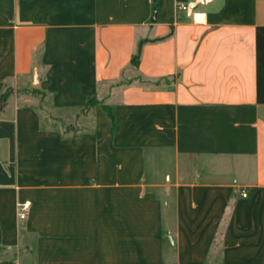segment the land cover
Instances as JSON below:
<instances>
[{"label":"crops","instance_id":"1","mask_svg":"<svg viewBox=\"0 0 264 264\" xmlns=\"http://www.w3.org/2000/svg\"><path fill=\"white\" fill-rule=\"evenodd\" d=\"M0 264H264V0H0Z\"/></svg>","mask_w":264,"mask_h":264},{"label":"built area","instance_id":"2","mask_svg":"<svg viewBox=\"0 0 264 264\" xmlns=\"http://www.w3.org/2000/svg\"><path fill=\"white\" fill-rule=\"evenodd\" d=\"M177 9H187L188 4L184 1H177L176 4ZM242 196L247 197L248 191L242 190ZM32 202L31 200H25L18 203V216L20 219H26L28 215L30 214Z\"/></svg>","mask_w":264,"mask_h":264},{"label":"trees","instance_id":"3","mask_svg":"<svg viewBox=\"0 0 264 264\" xmlns=\"http://www.w3.org/2000/svg\"><path fill=\"white\" fill-rule=\"evenodd\" d=\"M140 53H141V45H139L137 52L133 56L132 63L134 65H138L139 58H140ZM11 93H12V89L11 88H7L5 90V92L1 96V103H2V105H4L6 103V101L8 100V98H9V96H10ZM93 100H95V99L94 98L89 99L88 102H87V104H86V106L87 107H90V106L95 105V102H94V104L91 105V101H93Z\"/></svg>","mask_w":264,"mask_h":264},{"label":"rangeland","instance_id":"4","mask_svg":"<svg viewBox=\"0 0 264 264\" xmlns=\"http://www.w3.org/2000/svg\"><path fill=\"white\" fill-rule=\"evenodd\" d=\"M112 87H114V83H112ZM107 91L104 90V93H106ZM98 99V98H97ZM97 99L95 98V100L91 101V105L94 104V102L96 103L97 102ZM63 126L67 129H72V128H75L76 126H79L78 125V122H72V121H68V122H63Z\"/></svg>","mask_w":264,"mask_h":264}]
</instances>
